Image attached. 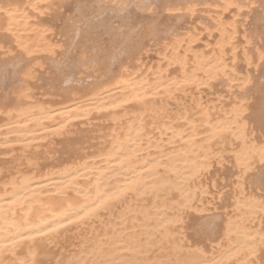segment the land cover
<instances>
[{
    "label": "bare ground",
    "instance_id": "obj_1",
    "mask_svg": "<svg viewBox=\"0 0 264 264\" xmlns=\"http://www.w3.org/2000/svg\"><path fill=\"white\" fill-rule=\"evenodd\" d=\"M72 1L76 13L66 17V38L55 42L53 18ZM130 1L186 20L163 30L152 20L129 22L119 12ZM253 11L259 14L250 27L246 17ZM201 14L205 21L195 20ZM118 20L119 25H113ZM91 36L95 38L89 57L84 50ZM104 40L108 44L100 49ZM79 47L82 66L94 58L93 75L82 77L84 70L77 77L63 72L57 88H49L60 100H35L32 86L45 59L53 61ZM150 53L155 61L147 60ZM0 54H6L0 59V153L10 157L0 166V264L261 261L264 0H0ZM17 56L22 59L9 68L6 60ZM239 59L244 75L237 70ZM53 63L62 69L63 61ZM250 70L260 76L253 83V97ZM218 83L226 92L216 95L218 104L202 101L198 93L203 86ZM171 102L181 103L180 108L171 111ZM99 117L108 126L89 136L95 139L91 152L82 154L76 148L74 154L80 156L52 162L49 168L40 166L52 140L77 133L75 125ZM225 149L232 153L235 169L227 200L217 183L208 181L214 163L222 164ZM159 193L166 197L156 199ZM172 193L178 199H166ZM150 198L149 205L130 204ZM222 200L232 207V215L226 213L229 210L222 215L204 213L207 216L195 223L196 234L216 252L206 254L204 243L178 257L184 245L174 237L186 223L184 213H200L208 209L206 204ZM116 206L122 210L115 216L118 222L106 223L110 232H92L102 213L112 215ZM73 243L78 249L59 262ZM152 247L162 254L136 257Z\"/></svg>",
    "mask_w": 264,
    "mask_h": 264
},
{
    "label": "rangeland",
    "instance_id": "obj_2",
    "mask_svg": "<svg viewBox=\"0 0 264 264\" xmlns=\"http://www.w3.org/2000/svg\"><path fill=\"white\" fill-rule=\"evenodd\" d=\"M73 4H74L73 1L67 3V5H65V6H63L61 8L60 14H59V16H57V18L56 17L53 18V21L50 19L52 21V23L49 20L50 21L49 23H51L52 30L55 32L54 35H53V39H54L55 42H58V41L59 42H64V40L66 38V36L62 35L63 34V31H64V28L66 27L65 26L66 17L67 16L72 17L76 13ZM147 7L148 6H146V5L141 6V3H135V2L130 1L129 3L125 4V10L120 11L119 13H122L123 15H125L126 18L128 17L129 22L133 21L134 20L133 18L138 19V20H143V21L152 20V21H154V23H156V26L160 30H163L166 27L174 26L175 24L180 23L181 21L184 22L186 20L185 18H181V17H178L176 15H170L167 11L163 10L160 7L159 8H152L151 10H149ZM151 7H153V6L151 5ZM112 9H114V8H112ZM258 14L259 13L257 11L256 12L253 11L252 14L251 13L249 14L250 16L248 15L246 17V23L250 27H253L255 25L256 19L258 18V16H257ZM88 17H91V16H88ZM202 17H203V15L201 14L195 20H198V21L199 20H204L205 21V19L202 18ZM195 20L192 21V23L190 22L189 25L195 24L196 23ZM120 22L121 21H119V22L116 21V23H114L113 25L118 26ZM120 29H122V27H120ZM56 32H57V35H55ZM203 33H204L203 34V37H204V40H205L206 39V32L203 31ZM91 37H93V36H91ZM94 38H95V36L92 39L90 38V41L87 40L86 48L84 50V52L86 54H88L89 57L92 55L91 50H90L89 47H90V45H92V42L91 41ZM101 38L102 39H108L106 36L105 37L104 36L103 37L101 36ZM214 38H215V36L213 35V38H211L210 41L213 42L212 39H214ZM207 39H210V38H207ZM153 42L154 43H157V40H155ZM5 44H6V46H10L11 45L9 43H5ZM107 44H108V42L106 40L102 41V44L99 45L100 49L103 48L104 46H107ZM154 48H156V45H152V49H154ZM198 49H202V46H199ZM80 50H81L80 47H79V49L78 48H75L74 50H72L70 52H67L65 54L64 53H60L57 58H54V59L52 58L53 61H56L58 59L60 61H63V63L61 64V68L62 69L60 71L56 69L55 64L53 63V61L50 58L49 59H45L44 56L41 57V58H39L40 60H44L45 59L44 62H46V63L44 64V67H43L44 69L43 68L42 69H39V71L41 70L40 72L37 71V74L39 75V76L37 75V80H36L37 83L34 82V83H36V85L34 83H32L33 85H35V87L32 86V84H31V86L33 88V93L34 92H37L35 95L33 94L34 95L33 98L35 100H40L41 98H42V100H43V98L45 100H47V99H49V97H50V99H54L52 101H55V100L57 101L58 99L60 100L59 97H56L55 95H53L54 94L53 92H51V95L49 94V92H50V89L52 90L54 88H57V85H56L57 82H58L57 79H58V77L61 74H63V72L66 73L68 71L69 73L74 74L77 77V74L81 73L80 71H83L84 70L82 72V77L87 78V77L93 75V71L92 70L95 68L94 58H90V62L87 60L89 63L86 64V65H84V66H82L81 63H80L81 61L79 59L80 58L79 57L80 56ZM5 55H1L0 54V59H5V58H3V56H5ZM94 55L97 56V55H99V53H94L93 56ZM153 57H154L153 54L150 53V59L148 57L147 60H151L150 62L155 61L156 57H154V58ZM239 58H241V57H239ZM21 59L22 58L20 56L13 57L11 59L9 58V59L6 60V62H7L6 65H8V67L11 68L12 66H11L10 63H15L17 60H21ZM240 60L241 59H239V62H240ZM65 62H67V65H65ZM243 67H244L243 66V62L241 60L239 66L237 67V70L242 75H244L246 73V71L244 70ZM240 68H242V70ZM251 71L252 70H250V72ZM69 73H67V74H69ZM253 73L251 72L249 74L250 76L252 75L251 76V82L248 85V88L250 90L249 93L251 92L249 94L250 97L251 96L253 97L254 96V92H255V91H252L254 89V87H255L254 85H256V84H253V83L254 82L256 83L257 80L259 81V79H260V76L258 74V71L256 72L257 74H255L254 71H253ZM41 92H43V93H41ZM225 93H226L225 92V87L224 86L222 87V84L221 83H218V84H214L211 87L203 86L202 91H200L198 93V95H201L200 96V97H202L201 100L204 101V102H208L209 101V102H214L213 104H218V101L215 100L216 95H218V94H220V95H223L224 94L225 95ZM1 94H2V92L0 93V96H1ZM39 96H40V98H39ZM46 97H48V98H46ZM189 98H190V95L188 94V95H186L182 99L183 105L188 103ZM179 104H181V103H179ZM179 104H177L175 102H171L168 105V108H170L171 111H176L177 109L180 108V105ZM96 122H97V124H96ZM100 123H102V124L100 125ZM104 123H106V124H104ZM105 125L108 126L107 122L103 118H101V117H99L97 119H93V120L90 121V123H87V124L86 123H81V124H77V126L75 125L74 126V131H75V129H78L77 133L75 131L76 135H75L74 132H72V133L68 134V136L66 135V137H64V136H62L63 138L62 137H58L59 140L57 138L54 139L55 141L52 140L51 143L48 145V147H51V148H48L47 145H46L47 151H48V154H47L48 156H46V157H48V158H45V157L44 158H41L39 160L40 166L42 165L41 167L49 168L50 167V164H52V162L54 164H57V162L58 163H61V161L62 162H65V159L66 158H67L66 160L68 161V159H72L75 155H79L80 156V153L83 154V151L84 152H86V151L87 152L88 151L91 152V150H93V148H92L93 145H90V144L95 143V142H92V141H95V139L94 138H90V137H92L93 134H97L98 135L101 131L105 130L107 128V126H105ZM86 127H88L89 132H88V129ZM90 127H93V128H90ZM80 128H81V130H80ZM84 129L85 130L87 129V130L85 131ZM79 130H80V132H79ZM83 130H84V133H83ZM90 130H92V131H90ZM69 135H71V136H69ZM86 135H88L87 137L90 136L89 139H88L89 144L87 143L88 141L85 140L87 138ZM97 135H94L93 137H95ZM83 136L85 137V139H84ZM60 138H61V140H60ZM75 140H77V141H75ZM90 140H91V143H90ZM56 141L57 142L60 141V142L58 144H55V143H57ZM73 141H75V143ZM81 141H83V143ZM53 142H54L55 145H53ZM76 142H77V144H76ZM76 145H77V147H75ZM80 145H81V148L79 149L78 147H80ZM52 148H53V150H52ZM76 148H77L76 151L80 152L79 154H78V152H76V154H74ZM69 150H70V152H69ZM69 153L72 154V157H71V155ZM82 154H81V156H82ZM222 154H223L222 164H215L214 163V166L211 167V171L214 172V174H212L211 177L208 178V181H214L215 185L217 183V185H216V186H218L217 189H219L220 191L223 192L222 193V197H223L222 199H226L227 200V199H229V190H230L229 188H230V186L231 187L233 186V182L232 181L234 180V177L231 175V173L233 174V172H231V169H234V168H233V165H232V161L233 160L231 159L232 153L228 149H225L222 152ZM9 158H10L9 155H2L0 153V161L2 160L0 162V166L5 165L6 163H8L7 161H8ZM43 163H44V166H43ZM223 163H224V165H223ZM54 164H52V165H54ZM221 167H222V169H221ZM230 167H232V168H230ZM234 170H232V171H234ZM262 172H264V170ZM161 176H164V175H161ZM263 178L264 177H262V179ZM216 180H217V182H216ZM263 185H260V187L263 188L264 187ZM165 197H166V195H163L162 193H159V195L157 196L156 199H162V198H165ZM166 199L173 200L174 201V200L178 199V197L174 193H172ZM151 200H152V198L146 199L144 201L138 200L136 202H131L130 204L131 205H136V204L149 205L150 202H151ZM214 202L215 201H213V203ZM206 206H207L208 209H206L205 211H202L200 213H197V212L195 213L193 211H191V213H189V214L184 213L183 217L185 218V216H187L185 218L186 219L185 220L186 223H184L183 225L181 223V226H179L177 228L178 229V233L176 234V237H174V240L175 241H177V242H179V243H181V244L184 245V247L182 248V250L179 251L178 257H181L182 258L183 256L189 255L190 253H192L194 251V249L196 248V245H202L204 243L205 244L207 243L206 246H205V244L202 245V246L204 248H206L207 250H209V251H207L205 249L206 254L209 255L211 253V251L216 252L215 250H213V248H211L209 246L207 240L205 242V239H200V237L196 234V225L197 224H195V223L200 222L199 220L203 219L205 216H207V215L209 216L210 215V212H211V214L212 213H218V214L222 215L223 212L225 213L227 210H229V211H230V209L232 210V207L231 206H228L227 202H225L224 200H222V202L216 201L215 205H213L212 202H211V203L206 204L205 207ZM209 206H211V207H209ZM121 210H122V207L116 206V208L113 210L112 215H107V214L102 213V215L99 217V221H97L96 223H94L92 225L91 231L94 232V233H97V234H102V233L110 232V230H111L110 227H106L105 225H106V223L108 221H110V222H113V221L118 222V219H115V216ZM229 211H227L226 213H228V215H232L233 212L232 211L229 212ZM169 213H170V215H173V213L171 211ZM204 213L207 214V215H205ZM189 215H191V216H189ZM198 215H199V217H198ZM188 216H189V218H188ZM125 217L126 218H129V214L125 215ZM184 225H185V227H184ZM194 226H195V228H194ZM117 227H119V229L120 228L122 229L123 226L122 225H120V226L117 225ZM263 230H264V227H263ZM186 237H189V238H186ZM102 238H104V237H102ZM140 239H143V236H141ZM190 242H191V244H190ZM198 242H200V243H198ZM78 245H79L78 243H73L72 245H69L67 247L68 249L63 254H61L58 257L57 260H59V262H60L67 255H69L70 253H72L75 250H77L78 249ZM207 246L209 248H207ZM263 250H264V248H263ZM161 254L162 253L160 251H158L156 249V247H152V248H150V250L147 253H140L136 257H139L140 259L146 258V257L153 258V257L159 256ZM261 254H263V255H261ZM260 256L262 257V258L260 257V260L261 261H259L258 263L254 262L253 264H264V251H262L260 253Z\"/></svg>",
    "mask_w": 264,
    "mask_h": 264
}]
</instances>
